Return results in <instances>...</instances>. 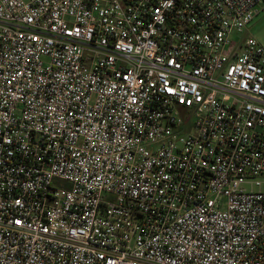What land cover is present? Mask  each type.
I'll list each match as a JSON object with an SVG mask.
<instances>
[{
  "label": "built area",
  "instance_id": "obj_1",
  "mask_svg": "<svg viewBox=\"0 0 264 264\" xmlns=\"http://www.w3.org/2000/svg\"><path fill=\"white\" fill-rule=\"evenodd\" d=\"M264 0H0V264H264Z\"/></svg>",
  "mask_w": 264,
  "mask_h": 264
},
{
  "label": "rangeland",
  "instance_id": "obj_2",
  "mask_svg": "<svg viewBox=\"0 0 264 264\" xmlns=\"http://www.w3.org/2000/svg\"><path fill=\"white\" fill-rule=\"evenodd\" d=\"M245 35L257 40L264 48V9L254 18Z\"/></svg>",
  "mask_w": 264,
  "mask_h": 264
},
{
  "label": "crops",
  "instance_id": "obj_3",
  "mask_svg": "<svg viewBox=\"0 0 264 264\" xmlns=\"http://www.w3.org/2000/svg\"><path fill=\"white\" fill-rule=\"evenodd\" d=\"M261 11H262V10H261ZM261 11H260V12H261ZM259 14H260V13H259ZM259 14H258V15H259Z\"/></svg>",
  "mask_w": 264,
  "mask_h": 264
}]
</instances>
